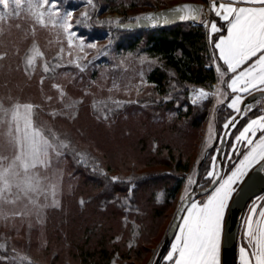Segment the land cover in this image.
Returning a JSON list of instances; mask_svg holds the SVG:
<instances>
[{"label":"rangeland","instance_id":"rangeland-1","mask_svg":"<svg viewBox=\"0 0 264 264\" xmlns=\"http://www.w3.org/2000/svg\"><path fill=\"white\" fill-rule=\"evenodd\" d=\"M146 1L154 2V5L161 9L183 2L202 3L201 16L196 24L202 25L204 28L205 46L209 60L207 68L215 74V82L211 89H205L210 93L207 98L196 99L195 93L199 91L200 87L178 88L177 84L173 82L172 76L169 78L172 82L167 95L158 96L146 80L147 74L158 66L154 59L148 58L139 51L129 52L119 49L118 44L121 42L125 44L129 35L116 32L105 33L104 31V37H97L104 24L117 25L124 23V20H127L126 23L135 22L140 13L146 10L148 12L156 11L152 10V7L145 3ZM35 2L36 0H24L22 6L16 9L13 0H10L12 6L8 10H5L0 4V12L6 13L4 19L0 20V105L10 109L13 104L17 103L21 105L33 104L35 106L33 110L34 123L47 129L53 140L58 137L68 147L60 156H57L55 151L52 152L51 164L48 168L39 167L38 172L43 190L38 194L36 192L25 194L23 190L16 187L15 183H12L11 190H9L4 188L3 182L0 181V188L3 189L0 191V260L14 264H30V260L33 259L43 264L50 263L49 253L44 252L43 248L45 249L49 245L52 248L56 244H61L54 238L51 240L49 234L55 217L67 212L68 197L71 194H76L77 204L80 203L78 206L84 208L85 201L75 191L82 181V174L78 171L80 167H87L88 170L101 175L104 180H109L110 183L115 182L111 177L117 176L119 177L117 182L124 183L130 188L128 185L135 176L132 169H127V166L122 163L131 159H140L139 153L133 145L135 137L125 140L110 137V140L106 141L104 133L109 137L113 127L117 126L116 124L123 122V124L130 125V122L132 123L133 119L139 116L136 114H140L142 111L144 113L148 109H157L156 112H159V115L162 113L159 120L165 121V118L175 117L176 108L184 111L186 105L200 106L209 101L207 113L196 134V139H194L195 148L191 151L193 153L191 154V169L182 177L181 189L171 201L172 207L164 213V222L158 227V235L153 240L156 245L152 248V253L146 255L141 262V264H150L152 259V262L154 261L153 257H156L155 255L182 201L187 178L192 176L197 181V184L193 186L194 191L200 190L201 182L206 175V172L199 175L200 169L210 151L214 149L213 154H218L222 136L226 131L223 127L218 131L217 108L222 104L226 105V102L217 103L218 100L224 101V96L217 94L220 85L216 82L215 53L211 42L212 38L209 35L211 8L208 6L207 0L204 2L201 0H94L95 8L88 6L87 0H63L62 9L66 8L72 12L74 30L86 38L87 43L81 50L79 38L74 39L73 43L69 45L67 34L58 24L48 21L47 24L41 25L35 22L29 11V4ZM112 6H115L116 10L111 11ZM85 11L90 13L91 19L81 17V13ZM207 13H209V19L206 17ZM81 19L83 22L77 25L75 22ZM212 35L214 36V34ZM92 43L95 44L94 47L89 46ZM33 45L43 53V56L37 57L35 71L29 68L25 72V53ZM45 62L49 66L47 72L44 71ZM42 77L43 81L41 82ZM55 85L60 87L57 88ZM179 100L186 105L180 106ZM263 105L264 99L259 100L256 107L251 108L249 114L254 110L259 112L258 115L264 114ZM131 107L135 108L129 112ZM230 111L232 112L231 109ZM233 115L238 114L233 113ZM10 121L11 112L9 111L6 116L0 109V158L11 154L10 150H6ZM92 122L97 125L100 132L89 126L86 135L80 137L76 135L73 126L89 125V123L94 125ZM210 126L212 127L211 133L209 132ZM209 136L212 137L211 143H209ZM230 141H234V136ZM231 148L227 152L228 154L231 152ZM97 152L103 155L104 159H106L107 153L111 154H109L110 160L113 157L114 161L111 163L113 169L108 171L110 173L103 169L95 157L94 154ZM134 152L135 158L131 155ZM236 155H239V152ZM229 156L232 157L233 164L238 162L232 152ZM103 161L106 165L107 161ZM201 161L197 174V167ZM137 164H142V162L139 161ZM227 164L226 157L224 170H228ZM137 168L139 169L136 171L137 173L159 171V167L141 168L138 166ZM129 178L132 179L129 180ZM162 194L163 191L159 192L158 197ZM251 202L247 205L241 219L236 248V258L238 259L240 246L242 244L247 246L248 243L247 238L244 237L243 221L248 214ZM254 219H259L258 213ZM67 231L74 238L77 237L75 223L70 222ZM68 257L72 264L79 263L78 258L72 252L68 254ZM161 262L160 264H168L163 259ZM238 264H240V259Z\"/></svg>","mask_w":264,"mask_h":264},{"label":"snow or ice","instance_id":"snow-or-ice-1","mask_svg":"<svg viewBox=\"0 0 264 264\" xmlns=\"http://www.w3.org/2000/svg\"><path fill=\"white\" fill-rule=\"evenodd\" d=\"M13 2L15 8L19 9L24 0H13ZM62 2L63 0H36L35 3L29 4V11L38 24L45 25L48 21L58 24L67 34L69 45L74 39L79 38V47L83 50L87 43L86 38L74 30L72 12L66 8L62 9ZM0 4L5 10L12 6L10 0H0ZM87 5L95 8L94 0H87ZM211 9L217 17L226 22L225 34L224 25H219L215 19L211 20L209 35L214 50H218V56L215 58L223 61V65H216L219 79L231 90L230 99L226 101L227 108L238 114H230L225 120L223 128L227 135V130L237 128L251 110L252 105L241 107L244 96L250 91L264 89V0H236L234 3L221 2L218 5L213 0ZM171 11L174 15L179 13L180 21L200 19L199 6L196 5L185 4ZM5 15V12H0V20H3ZM81 17L91 19L88 11L81 13ZM136 20L137 23L148 22L155 25L167 23L169 17L162 13H148L137 17ZM82 22L81 19L75 23L79 25ZM121 27H131V25H121ZM212 34H218L219 38L216 39ZM89 46L94 47L95 44ZM38 56H43V53L33 45L25 53V72L29 68L35 71ZM44 71H49L47 62L44 64ZM229 76L230 79H225ZM55 87L60 86L55 85ZM217 94L223 95L219 89ZM195 95L199 100L207 98L210 93L201 87ZM217 103L221 104L225 101L218 100ZM34 108L31 103L13 104L10 109L0 105L6 116L9 111L11 112L6 140V150H10L11 154L0 158L2 160L0 181L3 182L4 188L9 190L12 183H15L16 187L25 194L29 192L38 194L43 190L39 167L48 168L51 164L52 152L55 151L56 155L60 156L68 147L58 137L53 140L47 129L34 123ZM209 132H212L211 126ZM257 133L260 135L258 139H254ZM211 140L212 137L209 136V143ZM230 143L232 155L238 162L233 164L232 157L224 153L228 157V170H224L223 160L217 165L219 156L213 154L212 163L206 170L199 192H195L193 187L197 181L192 176L187 178L181 201L180 223L174 225L178 231L174 233L171 246L163 257L168 264H221L220 250L224 237V220L230 202L234 199L241 182L245 181L254 166L264 172V114L247 119V123L243 124L235 134L234 141ZM237 152L239 155H236ZM111 179L117 181L119 177L113 176ZM0 191L3 189L0 188ZM257 213L259 219L255 220ZM243 222L244 237L247 238L248 243L247 246L242 244L239 248L240 264H264V195L257 196L251 202Z\"/></svg>","mask_w":264,"mask_h":264},{"label":"trees","instance_id":"trees-1","mask_svg":"<svg viewBox=\"0 0 264 264\" xmlns=\"http://www.w3.org/2000/svg\"><path fill=\"white\" fill-rule=\"evenodd\" d=\"M145 3L149 4L152 10L161 9L152 1ZM115 8L112 6L111 11L116 10ZM145 12L148 11L138 16ZM213 19L217 20L212 15L211 20ZM126 22L127 20H124V23ZM217 22L223 25L218 20ZM117 25L104 24L97 37L102 38L107 32L129 35L125 44L122 42L118 44L119 49L129 52L139 51L148 58L154 59L158 66L147 74L146 80L158 96L167 95L172 82L170 76L173 77V82L178 88L191 86L211 89L215 82V74L207 68L209 60L202 25L180 24L153 32L121 31L117 29ZM179 101L180 106L186 105ZM208 107L209 101L200 106L186 105L184 111L176 108L175 117L165 118V121L159 120L162 113L159 115L157 109H148L144 113L142 111L136 114L139 116L132 118L134 121L130 122V125L123 122L116 124L109 137L104 133L106 141L110 140V137H118L120 140L135 137L133 145L140 159H131L122 163L127 169H132L135 177L128 188L124 183L117 181L110 183L87 167H80L78 171L82 174V181L75 191L85 201L84 208L78 206L80 203L77 204L76 194L69 195L67 212L55 217L49 230L51 240L54 238L61 244H56L52 248L51 245L43 248L44 252L49 253L50 263L47 264H57L58 261L59 264H72L68 257L70 252L78 258V264H141L146 255L152 253V248L156 245L153 240L158 235V227L164 222V213L172 207L171 201L181 189L182 177L191 169L194 139ZM134 108L131 107L129 112ZM217 109L218 131H220L225 120L233 113L224 104ZM258 114L259 112L254 110L243 119L230 139L238 133L247 119ZM93 124L78 127L76 125L73 129L78 137L86 135L89 126L100 132L97 125ZM230 139L226 144V153L231 147ZM213 151L214 149L207 155L199 175L210 167ZM109 154L107 153L106 159L98 152L94 154L107 172L113 169L111 163L114 161L113 157L110 160ZM134 154L135 152L131 155L134 157ZM225 159L226 156L224 162ZM103 160L107 161V167ZM139 161L142 164H137ZM138 166L159 167V171L137 173ZM162 191V196L158 197L159 192ZM70 222L75 223L76 238L67 231ZM48 240L50 242V239ZM30 262V264H43L35 259ZM151 262L150 264L153 263ZM0 264L14 263L0 260Z\"/></svg>","mask_w":264,"mask_h":264},{"label":"water","instance_id":"water-1","mask_svg":"<svg viewBox=\"0 0 264 264\" xmlns=\"http://www.w3.org/2000/svg\"><path fill=\"white\" fill-rule=\"evenodd\" d=\"M185 4L199 6V16H201L202 7H203L202 3L183 2L180 4H176V5L167 7V8H162L156 11H149L141 15V16H144L148 13L166 14L169 17V21L167 23H158V24L153 25L148 22L137 23V20H136L135 22L118 24L117 29L121 31H129V32H132V31L153 32V31H158V30L165 29V28H170V27L180 25V24H188V23L197 22V20L180 21L178 19L179 13H176L174 15L173 12L171 11ZM121 25H131V27H121ZM261 99H264V92H256L248 96L243 101L241 107H247L249 105H252L251 108H255L257 102ZM234 129L235 128L228 129L227 130L228 134L226 135L224 133L222 136V140H221L220 147H219L220 151L218 152V156H219L218 165H219L220 160H223L224 162V156H225L224 153L226 151V144ZM201 163L202 161L197 167V171H196L197 174L200 169ZM199 191L200 190L195 191V192H199ZM263 193H264V172H261L257 167H254L250 171L249 176L245 178V181L241 182L240 187L238 188L237 193L234 194V199L232 200V202H230V206L226 213L225 220H224V237L222 240L221 250H220L221 264H237L236 248H237L238 233H239L242 216L244 214V211L247 205L254 198L262 195ZM180 209H181V203L179 207L177 208L176 214L171 222V225L166 233V236L164 237L158 249V252L152 264H160L172 240L174 239V233L178 231V228L174 227V225H177L180 223L179 217L180 215H182Z\"/></svg>","mask_w":264,"mask_h":264},{"label":"crops","instance_id":"crops-1","mask_svg":"<svg viewBox=\"0 0 264 264\" xmlns=\"http://www.w3.org/2000/svg\"><path fill=\"white\" fill-rule=\"evenodd\" d=\"M208 1V6L211 8V5H212V3H213V0H207ZM215 2H216V4L218 5L219 3H221V2H223V3H234V2H236V0H215ZM244 6H248V5H244ZM211 11H212V9H211ZM212 15L214 16V18H216L219 22H221V24H223L224 25V33L226 34V22H224L222 19H220L219 17H217L216 15H215V12L214 11H212ZM214 36H215V38L216 39H218L219 37H218V34H214ZM213 50H214V45H213ZM214 53H215V57H217L218 56V50H214ZM217 64H220V65H223V61H219V60H217L216 58H215V73H216V82H217V84H219L220 85V90H221V92L223 93V96H224V101L226 102L227 100H229L230 99V96H231V90L230 89H228L227 88V85L226 84H222L221 83V81H220V79H219V73L216 71V65ZM225 68H226V66H224ZM225 79H230V76L229 77H225ZM256 92H264V89H258V90H256V91H250L247 95H245L244 96V99L242 100V103H243V101L248 97V96H250L251 94H254V93H256ZM242 103H241V106H242ZM258 106V105H257ZM263 107H264V105H263ZM259 133H257V137H255L254 139H258V136L260 135H258ZM231 152H232V148H231ZM230 152V153H231ZM230 153H229V155H230ZM227 160H228V157H227ZM239 255V254H238ZM237 259V264L239 263V259L238 258H236Z\"/></svg>","mask_w":264,"mask_h":264},{"label":"built area","instance_id":"built-area-1","mask_svg":"<svg viewBox=\"0 0 264 264\" xmlns=\"http://www.w3.org/2000/svg\"><path fill=\"white\" fill-rule=\"evenodd\" d=\"M206 17H207V19H209V13H207ZM208 51H209V47H208Z\"/></svg>","mask_w":264,"mask_h":264}]
</instances>
